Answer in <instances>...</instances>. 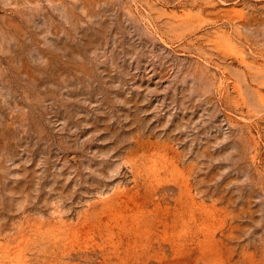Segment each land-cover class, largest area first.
I'll list each match as a JSON object with an SVG mask.
<instances>
[{
    "label": "rangeland",
    "instance_id": "374dc122",
    "mask_svg": "<svg viewBox=\"0 0 264 264\" xmlns=\"http://www.w3.org/2000/svg\"><path fill=\"white\" fill-rule=\"evenodd\" d=\"M0 264H264V0H0Z\"/></svg>",
    "mask_w": 264,
    "mask_h": 264
}]
</instances>
